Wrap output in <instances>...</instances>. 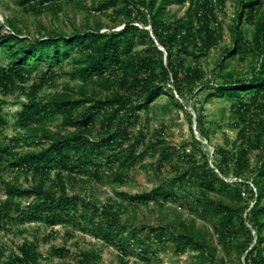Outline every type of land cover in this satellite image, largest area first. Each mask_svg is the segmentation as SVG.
<instances>
[{
  "label": "trees",
  "instance_id": "obj_1",
  "mask_svg": "<svg viewBox=\"0 0 264 264\" xmlns=\"http://www.w3.org/2000/svg\"><path fill=\"white\" fill-rule=\"evenodd\" d=\"M74 1L82 0H19V5L25 13L40 16ZM225 1L95 0L92 9L122 25L118 31L101 32L97 24L30 39L21 38L12 21L3 22L0 130L8 124L6 98L19 88L25 100L15 117V134L6 143L0 140V235L24 224L44 225L50 235L63 226L103 241L121 257L134 251L147 261L168 245L177 254L188 249L202 258L209 254L207 264H213L214 248L192 226H134L121 217L124 203L160 208L172 203L211 223L226 254L243 257L242 264H264V9L262 0H235L239 11L230 26V46L222 50L210 79L203 81L200 62L223 41L220 15ZM171 7L183 15L178 18ZM243 22L252 25L249 41ZM3 26L11 33H3ZM248 55L247 76L228 69L231 61ZM65 64L71 67L69 78L80 82L75 91L68 84L54 89ZM40 65L45 69L38 82L25 88ZM46 85L53 92L40 95ZM94 86L109 94L102 98L91 90ZM202 92L204 103L213 98L230 102L238 121L231 149H216L212 163L202 143L209 142V132L196 107L199 139L192 134L179 149L139 128L141 114L147 117L160 97L167 98L163 109L186 111L187 100ZM186 115L191 128L192 116ZM254 151L257 160L251 166ZM138 170L151 171L157 184L149 192L117 193L121 203L98 205L68 193L71 187L91 183L123 186ZM8 174L23 176L29 186L6 180ZM230 175L241 183H229ZM242 193L249 196L244 206ZM66 253L63 248L53 252L60 259ZM42 260L37 246L27 240L0 248V264ZM100 263L98 252L83 250L76 262L61 264Z\"/></svg>",
  "mask_w": 264,
  "mask_h": 264
},
{
  "label": "rangeland",
  "instance_id": "obj_2",
  "mask_svg": "<svg viewBox=\"0 0 264 264\" xmlns=\"http://www.w3.org/2000/svg\"><path fill=\"white\" fill-rule=\"evenodd\" d=\"M95 0H82L64 2L61 8L56 12H45L40 16L31 13H25L23 8L19 5V0H0V26L8 19L12 21L13 25L21 29V38H37L38 35H52L58 32L71 34L75 29L83 31L88 25L94 28L97 24L101 25V32H107L110 29L118 31L122 25H114L104 13L96 12L92 9V4ZM262 9H264V0H262ZM170 10L175 12L177 17L183 15V10L177 11L176 7H171ZM239 8L236 6L235 0H226L224 14L220 15V21L223 26V41L211 51L209 57L201 60L200 65L205 73L203 81L210 79L211 71L215 62L219 59L220 54L224 48L230 46L231 35L230 26L236 17ZM110 14V11H108ZM242 31L246 40H250L252 25L243 22ZM3 33H11L5 26L2 27ZM0 66H6V58L0 54ZM250 56H245L242 59H235L228 65L229 70H233L242 77L248 75L250 71ZM70 66L65 64L63 71L58 72V78L55 80V90L61 91L65 84H68L74 91L80 85L78 81H72L67 75L70 71ZM44 65L35 68L32 74L31 81L25 86L27 88L34 82H38L41 74L44 72ZM91 90L99 93L103 98L109 94L104 88L100 86L91 87ZM53 92V89L47 88V85L42 87L40 95ZM205 93H199L182 103L185 105L186 111L170 108L163 109L167 104L166 97H160L156 102V107L148 114H141L139 128H144L150 135L158 134L160 139L164 141L167 146L179 149L183 142L191 139L192 134L199 139L196 130V112L193 107H196L197 112L204 118L205 128L209 132V142L203 141L204 150L209 156V161L212 163L213 152L223 147L226 150L231 149V143L234 142L237 135V116L230 108V102L223 99L213 98L211 102L204 103ZM189 98V97H188ZM24 95L20 94V89L14 95L6 98L7 105L4 107V114L6 122L2 130H0V140L7 142L11 136L15 134V117L20 111V103L24 102ZM187 113L192 116L191 128L188 121ZM196 133V135H195ZM258 152H251L249 155L251 166L255 165ZM146 162V161H145ZM6 180H11L20 186L27 187L29 183L23 176L8 174L5 176ZM229 183H241L240 179L234 178L230 175L227 180ZM157 184V179L154 174L138 170L131 174L130 178L123 186H116L109 183L103 184H84L83 186H75L68 189L69 194H78L86 199L96 201L98 205L105 204L109 200L112 202L121 203V199L117 193H128L130 195L149 192L153 186ZM247 184V182H246ZM248 186L252 185L248 181ZM248 194L242 196V204L244 206L248 202ZM4 199L3 188L0 185V200ZM252 206L253 203L251 202ZM126 212H123L121 217L123 221H128L134 226H168L173 225L176 229L179 228L180 223L187 226H192L203 234V237L214 248L212 263L213 264H242L243 257L238 258L234 253L226 254L221 244L218 242V237L213 231L211 223L198 218L195 215L187 213L186 209L181 208L178 204L167 203L164 208L157 207L153 203L148 206H130L124 203ZM14 233L0 235V248L19 246L23 240L35 244L39 252L43 256L41 264H61L69 261L76 262L78 253L83 250L96 251L101 256L100 264H207L210 261V255L202 258L198 257V253L188 249L185 253L177 254L174 247L164 245L157 250V254L143 260L137 256V252L131 251L128 256L121 257L119 252L111 246L103 243V241L93 238L89 234H82L78 231H72L70 228L63 226H56L50 235L51 230L41 224H24L18 228ZM50 235L51 238H47ZM141 235V234H140ZM65 249L68 253L65 254L64 259L58 258L53 254L54 249ZM7 254V253H6Z\"/></svg>",
  "mask_w": 264,
  "mask_h": 264
},
{
  "label": "built area",
  "instance_id": "obj_3",
  "mask_svg": "<svg viewBox=\"0 0 264 264\" xmlns=\"http://www.w3.org/2000/svg\"><path fill=\"white\" fill-rule=\"evenodd\" d=\"M242 195L244 196V195H245V193H242Z\"/></svg>",
  "mask_w": 264,
  "mask_h": 264
},
{
  "label": "water",
  "instance_id": "obj_4",
  "mask_svg": "<svg viewBox=\"0 0 264 264\" xmlns=\"http://www.w3.org/2000/svg\"><path fill=\"white\" fill-rule=\"evenodd\" d=\"M195 135H196V133H195ZM198 139V138H197Z\"/></svg>",
  "mask_w": 264,
  "mask_h": 264
}]
</instances>
